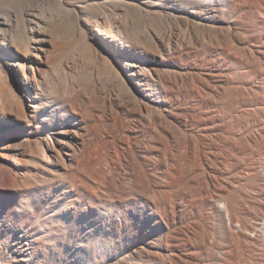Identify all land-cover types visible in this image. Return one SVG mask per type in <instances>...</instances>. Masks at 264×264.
I'll list each match as a JSON object with an SVG mask.
<instances>
[{
  "label": "bare ground",
  "instance_id": "1",
  "mask_svg": "<svg viewBox=\"0 0 264 264\" xmlns=\"http://www.w3.org/2000/svg\"><path fill=\"white\" fill-rule=\"evenodd\" d=\"M53 53L94 88L115 56L110 91L140 113L95 155L72 243L54 235L96 97L46 79ZM0 264H264V0H0Z\"/></svg>",
  "mask_w": 264,
  "mask_h": 264
},
{
  "label": "rangeland",
  "instance_id": "2",
  "mask_svg": "<svg viewBox=\"0 0 264 264\" xmlns=\"http://www.w3.org/2000/svg\"><path fill=\"white\" fill-rule=\"evenodd\" d=\"M68 42L69 41H67L66 39H64V40L63 39H58V41L55 44V48H56V49H54L55 50L54 51L55 54L61 56L59 53L62 54L65 51V48H67V46L69 47V48H67V50L69 51V49H71V48H70V45H68V44H70V42L69 43ZM65 45H67V46L65 47ZM73 49H74V46H73ZM62 50H63V52H61ZM56 51L58 53H56ZM72 51H75V50H72ZM55 54L53 53V56L51 55L50 56V59L47 60V62L49 63V64L48 63L47 64L50 67H46L47 69L45 68V71L48 70V72L45 73L46 76L48 75V77H46V79L47 78L50 79L49 77L52 75L51 78L52 77H53L52 79H57L58 78L59 81H60V82L58 81L59 84L62 82L61 84L63 86L65 84H68L67 83V79H69L68 80L69 83L71 81H73V82H78L79 80H80V82L85 81L88 84L86 85L87 87L83 88V90H82L83 92H86L87 91L89 94H91V92H93L94 90L96 91V92L94 91L93 94L91 95V97H96V98H92V100L94 99L93 104H92L94 106H92V105L89 106V108L91 107L90 109H91L92 112L91 113L89 112L88 118H90V119L88 120V127H87L86 131H82L83 132V135H84L85 142L87 143V147H85V149H84L85 151H83V152H85V154L82 153L80 155L81 157L79 156V164L77 166L78 168H76V167L75 168H72L71 169V172H69V178L70 179H69L68 187L66 188V189H68V188L75 187L76 186V182H77V187L78 188L75 187V189L77 188V190H75L76 191V195H73L72 197L73 198H78L77 196L79 194H80L79 196L83 197L81 199L82 200V203H80L81 205H79V204L76 205V208L78 206L77 210H80V211H78V212L76 211V212H74V214H71V217L68 220H67V218H64V220L62 219V222L63 223H61V225H63V227H64L63 228V232H62V235L63 236L62 235L61 236H57V234L54 235L55 236L54 238L56 240H58L59 242H63V241L66 240V242H68V243L71 242L72 243V242H75L76 241V240L73 241L74 234L79 233V234H81L83 236H86V237L87 236H91L92 237L90 231L91 232H94V230H92L93 225H94V223L92 221V216L93 215L90 212H87L85 210V207H87V206L88 207H91V202H90V197H91V193H92L91 192L92 191V187H91L92 185L91 184H93V182H91V181H93V177H94V169H95L94 168L95 167L94 158H95V155H99V156L102 155L103 156L106 153H108L110 147H112L111 145H113L112 144V141L114 143V141L116 139H120L121 136H123V133L125 132V129H127L129 126L132 127V128H135V125L137 126L138 121L140 119V113L138 114V112H136V110L133 109L134 106L132 104H130L128 101H124L126 99L123 100V95L124 94H122L121 92H113V91H110L112 89H110L111 88V85L110 84L108 85V83H113V82L115 83L117 80L116 81H112V79H118L117 76H118V73L119 72H120V74L123 73V71H124V73H126V69H125L124 66H119V68L118 69L116 68V70H115V66L118 64L117 61H116V59H115V56L110 57V60H109L110 64L106 68V69H109V70H106V72H103V71L101 72L100 71L99 74L102 73V75H99L100 77H98V78L101 81L98 84V86H96L94 88L90 84L91 83L90 80L94 79V76H92L89 73V69H87V68L83 69L84 67H77V65H74V64H70L71 66L68 67L63 62H62L63 63V65H62V63H59V61H57V60L60 59L59 56H57ZM58 63H59V65H58ZM63 66H64V68H63ZM66 66L68 67V69H65V68H67ZM109 66H111V67H109ZM60 67H62L63 69L60 68ZM50 69H51V71H50ZM64 73H65V75H64ZM66 73H67V75H66ZM45 75L43 73L44 78H45ZM109 75H110V77H109ZM96 76H97V74H96ZM101 76H102V78H101ZM113 76L114 77L116 76V78H114ZM81 79L83 81H81ZM105 79H109V80L111 79L112 82L111 81L109 82V80H105ZM104 81H107V82H104ZM85 82H84V85L86 84ZM89 84H90L91 87H89ZM113 85H115V84H113ZM14 87H15L14 88V92H15L16 96H18V97H20V99H22L23 96H24V87L21 84V82L18 83V84H15ZM87 88L89 90H86ZM84 89L86 91H84ZM117 93H119V94H117ZM121 94H122V97H120ZM116 95L117 96L119 95L118 96L119 98H117ZM20 101H22V100H20ZM25 101L26 100H24V102ZM94 102H96V103H94ZM111 105H113V106H111ZM26 108H27V104H26ZM111 108H112V110L115 111V113H114V111L111 110ZM113 117L117 118V120H118V121H116L118 125L115 127V130L112 129V128H114V126L111 124V121H112V118ZM113 130L114 131L118 130V131L115 132V133H113L114 132ZM116 133H118V134L116 135ZM113 134L116 135L117 138L116 137H113L114 136ZM105 145H107V146H105ZM109 145H110V147H109ZM94 147H97V148H94ZM90 150H92L91 151V154H88ZM93 150H95L98 153L96 154L95 151L93 153ZM73 169H75V170H73ZM5 181H6V179H3L1 181V183L3 182L2 183V189H5L6 188L5 185L7 186V184H4V183H6ZM70 182H71V184H70ZM3 186H4V188H3ZM53 186H55V185H52V187ZM68 199L69 198L65 199V201H68ZM67 203L71 204L70 202H67ZM63 207L65 208V206H63ZM63 207H61L62 210L60 209L61 212L66 211V209H64ZM115 212L117 214L118 213L119 214H122L120 216V219H121V222H122V225H123L122 228H124L122 230H125V227H124L125 226V220H124L125 218L123 216H125L126 213H123L124 211H115ZM94 217L96 219V216H94ZM101 224H102V222H101ZM119 229H118V231H119ZM111 231L112 232H109V233H111V238L110 239L111 240L113 239L114 242H116L118 240V234H117L118 231L114 230V228H112V227H111ZM66 252H68V251H66ZM66 252L63 253V256L67 255V257H68V254H66ZM68 253H70V252H68ZM103 255H106V256H104V259H107L109 257V255H108L107 252L105 254H103ZM103 255H102V257H103ZM86 261L89 262V260H86Z\"/></svg>",
  "mask_w": 264,
  "mask_h": 264
}]
</instances>
